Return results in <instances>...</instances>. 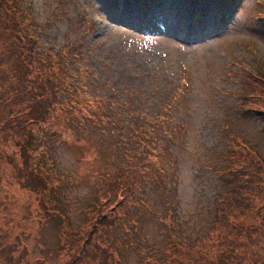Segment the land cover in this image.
<instances>
[{
    "label": "rangeland",
    "instance_id": "rangeland-1",
    "mask_svg": "<svg viewBox=\"0 0 264 264\" xmlns=\"http://www.w3.org/2000/svg\"><path fill=\"white\" fill-rule=\"evenodd\" d=\"M21 1L0 53L18 50L17 35L54 61L71 56L60 78L71 88L56 101L58 125L28 142L37 189L0 151V264L69 261L97 182L117 167L135 177V202L114 231L88 236L107 247V264H211L201 244L186 258L166 249L211 233L227 151L246 145L264 158V120L238 107L239 75L264 74V0ZM255 239L245 257L264 264L263 227Z\"/></svg>",
    "mask_w": 264,
    "mask_h": 264
},
{
    "label": "trees",
    "instance_id": "trees-1",
    "mask_svg": "<svg viewBox=\"0 0 264 264\" xmlns=\"http://www.w3.org/2000/svg\"><path fill=\"white\" fill-rule=\"evenodd\" d=\"M23 9L21 0H0V20L4 17V23L0 22L1 42H8L10 34L5 33L9 31L6 27L10 28L11 23L13 26L16 25L17 17H20L18 15ZM1 10H5V13ZM10 14H16L15 17L9 18L11 22L7 19ZM14 38L19 46L18 50L14 49L13 45L10 47L7 44L0 53V151L2 150L6 161L12 165L16 166L19 162L16 177L22 178V175L27 174L28 177L23 181L26 180L27 184L37 189L38 181L42 180L35 173L36 168L26 163L27 156L30 157L27 151L30 146L28 142L34 132L45 134L41 127L52 129L51 124L59 122L52 116L57 110L55 109L57 99L64 94V90L68 92L71 88L70 82L63 88L60 81L61 75L67 72L71 63V56L67 61L62 62L61 55H53L56 59L54 61L51 58V52L41 53L36 49L35 40L29 38L22 46L21 42L25 39L19 36V41L17 35ZM31 42H34V48L29 51ZM263 75L259 74L258 77L244 73L239 75L238 107L242 109L241 114L244 117L256 116L264 120ZM57 77L60 84L55 81ZM57 85H60L59 89ZM64 95L67 97L66 93ZM66 114L64 112L61 117ZM14 152L15 156H13ZM225 161L226 165L222 170H224L227 188L216 196L217 207L212 218L211 233L201 237L199 243L193 246L189 244L181 246L183 247L181 252L176 253L175 246H172L166 249L167 253L173 251V254H180L182 258L184 256L186 258L198 244H201L202 247L196 248V251H200L201 256L204 255V251L211 254L213 257L211 264H255L258 262L247 261L245 254L249 253L259 229L264 228V193L261 195V202L256 201L252 194L257 187L264 192V158L246 145H236L227 151ZM116 169L118 170L114 178L106 170L102 176L104 178L97 182L96 197L94 196L96 200L89 203L88 210L85 211L84 222L89 225L88 234H81L80 229L79 231L77 229L78 232L75 235L78 239L75 240L78 244L74 243L71 246V250L74 249L75 252L64 264H107L108 260H111L110 254H107L105 250L107 247L99 246L97 243L88 244V236L97 231L101 233L100 235L114 231L119 223V213H124L125 216L128 203L135 202L134 186L131 184L135 181V177L133 179L128 174L124 175V169L118 167ZM128 178H131L130 181ZM42 184V190L39 192L43 194L46 183L42 182ZM43 207L47 210L46 204ZM119 207L121 209L117 211ZM257 221L259 223H256ZM63 226L67 227L66 224ZM67 236L73 238L70 234ZM262 259L264 257L259 256V260ZM163 262L159 264H164ZM145 264L155 263L146 260Z\"/></svg>",
    "mask_w": 264,
    "mask_h": 264
}]
</instances>
